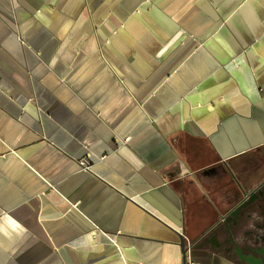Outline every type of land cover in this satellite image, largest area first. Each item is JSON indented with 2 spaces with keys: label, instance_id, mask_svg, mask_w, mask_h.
Returning a JSON list of instances; mask_svg holds the SVG:
<instances>
[{
  "label": "crops",
  "instance_id": "1",
  "mask_svg": "<svg viewBox=\"0 0 264 264\" xmlns=\"http://www.w3.org/2000/svg\"><path fill=\"white\" fill-rule=\"evenodd\" d=\"M258 154L264 0H0V264H183Z\"/></svg>",
  "mask_w": 264,
  "mask_h": 264
},
{
  "label": "flooded vegetation",
  "instance_id": "2",
  "mask_svg": "<svg viewBox=\"0 0 264 264\" xmlns=\"http://www.w3.org/2000/svg\"><path fill=\"white\" fill-rule=\"evenodd\" d=\"M217 170L230 173L234 190L223 195L233 202L211 211L198 239L188 238L189 264H264V155L239 160L236 170L224 163L204 174Z\"/></svg>",
  "mask_w": 264,
  "mask_h": 264
},
{
  "label": "built area",
  "instance_id": "3",
  "mask_svg": "<svg viewBox=\"0 0 264 264\" xmlns=\"http://www.w3.org/2000/svg\"><path fill=\"white\" fill-rule=\"evenodd\" d=\"M79 165H80V169L82 171H85V172H90L91 171V165H90V162L88 160V158H82L79 162ZM187 241L186 243V247H187V262L189 264V253H190V250H189V242H188V239L186 237H184Z\"/></svg>",
  "mask_w": 264,
  "mask_h": 264
},
{
  "label": "water",
  "instance_id": "4",
  "mask_svg": "<svg viewBox=\"0 0 264 264\" xmlns=\"http://www.w3.org/2000/svg\"><path fill=\"white\" fill-rule=\"evenodd\" d=\"M179 236V246L182 253V262L183 264H188L187 262V247H186V239L184 238V235L182 233L178 234Z\"/></svg>",
  "mask_w": 264,
  "mask_h": 264
}]
</instances>
